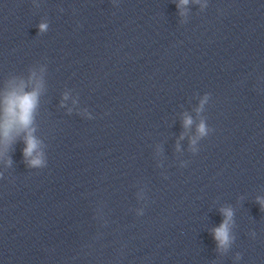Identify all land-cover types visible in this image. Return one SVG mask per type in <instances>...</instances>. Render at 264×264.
<instances>
[{
  "label": "clouds",
  "instance_id": "9594fccd",
  "mask_svg": "<svg viewBox=\"0 0 264 264\" xmlns=\"http://www.w3.org/2000/svg\"><path fill=\"white\" fill-rule=\"evenodd\" d=\"M188 4L189 0H178L177 8H184ZM38 29L43 33L47 31L48 24L42 22L38 25ZM34 78L35 72L29 77V83H32ZM26 87L27 85L23 79L19 80L18 83L15 80L9 81L2 96H0V155L5 154L16 138L22 135L25 144L23 156L26 164L31 168H42L46 167V159L42 151V141L35 135L36 127L34 125L43 81L42 79L35 80L31 90H26ZM207 99L208 96L206 95L201 100L200 108L197 109V112L202 110ZM192 124V118L185 115L183 126L188 128ZM208 132L207 124L201 120L197 126L198 136H207ZM191 143L194 145L196 140L193 139ZM11 163V158H9L7 164L10 166ZM256 202L260 204L261 211H264V198L257 197ZM221 213L224 219L218 227L212 229V234L217 242V248L227 251L234 240L231 232L234 223V212L230 207H227L222 208ZM254 235L255 233H253ZM237 259H240L239 253H237Z\"/></svg>",
  "mask_w": 264,
  "mask_h": 264
}]
</instances>
